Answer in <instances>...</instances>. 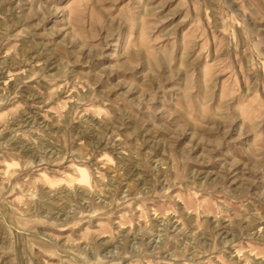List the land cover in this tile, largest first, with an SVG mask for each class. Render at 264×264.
I'll return each mask as SVG.
<instances>
[{"label": "rangeland", "instance_id": "1", "mask_svg": "<svg viewBox=\"0 0 264 264\" xmlns=\"http://www.w3.org/2000/svg\"><path fill=\"white\" fill-rule=\"evenodd\" d=\"M0 264H264V0H0Z\"/></svg>", "mask_w": 264, "mask_h": 264}]
</instances>
